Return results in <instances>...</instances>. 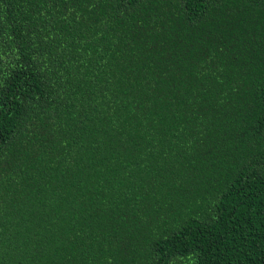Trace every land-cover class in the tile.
<instances>
[{
	"label": "trees",
	"instance_id": "1",
	"mask_svg": "<svg viewBox=\"0 0 264 264\" xmlns=\"http://www.w3.org/2000/svg\"><path fill=\"white\" fill-rule=\"evenodd\" d=\"M0 264H264V0H0Z\"/></svg>",
	"mask_w": 264,
	"mask_h": 264
}]
</instances>
